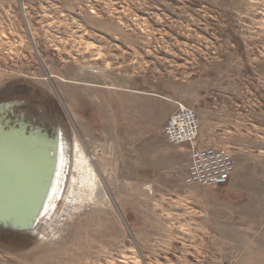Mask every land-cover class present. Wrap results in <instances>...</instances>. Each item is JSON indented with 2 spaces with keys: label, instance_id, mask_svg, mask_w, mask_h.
I'll list each match as a JSON object with an SVG mask.
<instances>
[{
  "label": "rangeland",
  "instance_id": "obj_1",
  "mask_svg": "<svg viewBox=\"0 0 264 264\" xmlns=\"http://www.w3.org/2000/svg\"><path fill=\"white\" fill-rule=\"evenodd\" d=\"M22 100L11 119L61 134L64 186L31 232L0 228V264H264V0H0V104ZM178 104L221 132L224 187L183 183ZM1 129L5 193L45 153Z\"/></svg>",
  "mask_w": 264,
  "mask_h": 264
},
{
  "label": "built area",
  "instance_id": "obj_2",
  "mask_svg": "<svg viewBox=\"0 0 264 264\" xmlns=\"http://www.w3.org/2000/svg\"><path fill=\"white\" fill-rule=\"evenodd\" d=\"M198 133L199 119L196 112L181 104H178L177 111L169 116L162 128L163 138L170 146H190L183 183L222 188L235 172L233 157L219 148L197 146Z\"/></svg>",
  "mask_w": 264,
  "mask_h": 264
},
{
  "label": "water",
  "instance_id": "obj_3",
  "mask_svg": "<svg viewBox=\"0 0 264 264\" xmlns=\"http://www.w3.org/2000/svg\"><path fill=\"white\" fill-rule=\"evenodd\" d=\"M1 127L3 131L11 130V133L7 134L12 138L9 140L8 145L10 148L16 147L17 148L16 152L21 150L23 140H29L32 138L36 139L37 136H39L42 140V141L39 140L40 146L46 150V154L49 152L50 149V146L48 145L49 140L43 137L46 134H43L41 129L36 128L30 130L29 132H26V130L22 128L21 130L20 129L14 130L12 128L5 129L4 126L2 125ZM57 137L58 136L56 135L55 138ZM18 138H21L22 140L21 143L20 141H18L19 140ZM17 168L18 167H16V169ZM36 181L30 185L22 187L21 186L22 183L19 177L18 178L15 177L14 187L19 185L21 189L13 191L11 193H0V225H3L4 227H12L13 229L27 231V232H31L32 230H34V228L38 225L39 220L43 217V215L40 212L41 206H39L38 207L39 210H36L35 212H32L33 210H35L34 208L33 209L30 208L42 203V202L37 203L35 201L39 196L40 192L38 193L37 196L30 195L31 192L33 191L34 186H36L37 189L39 188L38 185L36 184ZM12 208H14V211L11 210Z\"/></svg>",
  "mask_w": 264,
  "mask_h": 264
},
{
  "label": "bare ground",
  "instance_id": "obj_4",
  "mask_svg": "<svg viewBox=\"0 0 264 264\" xmlns=\"http://www.w3.org/2000/svg\"><path fill=\"white\" fill-rule=\"evenodd\" d=\"M14 130H18V129H14ZM54 139H55V142H54ZM54 139L48 138L49 140L48 145L50 146V149L47 154H46V150L43 149L45 155L43 159L41 158V160L43 161V164L41 165L40 170L42 169V171H39L37 176L32 180V182H35V179L38 178L36 181V184L38 185L39 188L37 189L36 186H34L33 191L30 194V195L37 196L38 193L40 192L39 196L37 197L35 201L37 203L38 202H42V203L34 207H30V208L31 209L34 208L35 210H33L32 212H35L36 210H39L38 207L41 206L40 212L43 216L46 215V218L49 216V214L52 215L55 205L57 204L59 200L58 198L60 197L59 196L60 192L64 186V183H63L64 181L61 182V180H63L62 178L64 177L63 171H64V168L66 167V159H67V151L63 145L61 134L57 138H54ZM34 140L37 141L35 145H40L39 140H41V138L39 136H37L36 139L34 138ZM3 146L4 145L2 146L0 145V150L3 149ZM16 149H17L16 147H13L12 150H8V151H16ZM89 159L92 160L91 157H89ZM4 180L5 178L1 175L0 186L3 184ZM59 181L61 182L60 184H59ZM20 189L21 187L19 185L15 186L13 189H10L8 186H6L3 192L11 193L13 191L20 190Z\"/></svg>",
  "mask_w": 264,
  "mask_h": 264
},
{
  "label": "flooded vegetation",
  "instance_id": "obj_5",
  "mask_svg": "<svg viewBox=\"0 0 264 264\" xmlns=\"http://www.w3.org/2000/svg\"><path fill=\"white\" fill-rule=\"evenodd\" d=\"M23 104H24V101L23 102L13 101L12 104H7V102L0 104V123L2 126H4L5 129H8V128L21 129L22 128V129H25L26 132H29L30 130L37 128L33 123L27 122L25 120V116L21 117V119H22L21 123H18V120L11 119V117L14 116L13 107H15V106H13V105H16V106L21 105L22 106ZM38 129H41V128H38ZM41 130H43V129H41ZM44 133H46V132H44ZM56 135L59 136L58 134H56ZM41 136H43V135H41ZM43 137H45L48 140L47 137H49V136H47V134H46ZM55 137H53V139ZM49 138H51V137H49ZM0 228L5 229V227L3 225H0Z\"/></svg>",
  "mask_w": 264,
  "mask_h": 264
},
{
  "label": "crops",
  "instance_id": "obj_6",
  "mask_svg": "<svg viewBox=\"0 0 264 264\" xmlns=\"http://www.w3.org/2000/svg\"><path fill=\"white\" fill-rule=\"evenodd\" d=\"M69 100L70 101H72L71 100V98H69ZM124 107L126 106V105H123ZM132 107V106H131ZM80 109V108H79ZM81 110V109H80ZM80 112V111H79ZM200 114H199V119H200V121H199V135H200V137H198L199 139H198V144H199V147H212V146H216V148L218 147V145H216V144H213L212 143V135H213V131L212 130H210V126H209V124H208V122H209V120L207 119V120H203V117H201L200 118V116L201 115H203V114H205V113H203V112H199ZM143 119H145V118H143ZM212 122V121H211ZM225 124H226V111L224 110V114H223V127H225ZM225 132V129H223L222 130V133H224ZM221 132L220 131H218L217 133H216V135H219ZM216 135H213V137L214 136H216ZM220 147V146H219ZM220 149V148H219ZM181 150L185 153V148H181ZM222 150H224V151H226V149L225 148H222ZM189 156V155H188Z\"/></svg>",
  "mask_w": 264,
  "mask_h": 264
}]
</instances>
